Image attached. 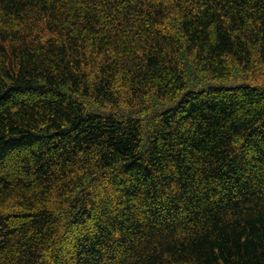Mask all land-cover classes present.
I'll return each mask as SVG.
<instances>
[{
    "label": "trees",
    "instance_id": "obj_1",
    "mask_svg": "<svg viewBox=\"0 0 264 264\" xmlns=\"http://www.w3.org/2000/svg\"><path fill=\"white\" fill-rule=\"evenodd\" d=\"M0 264H264V0H0Z\"/></svg>",
    "mask_w": 264,
    "mask_h": 264
}]
</instances>
